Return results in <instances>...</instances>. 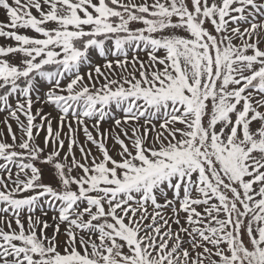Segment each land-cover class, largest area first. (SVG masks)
Returning <instances> with one entry per match:
<instances>
[{"label": "snow or ice", "instance_id": "snow-or-ice-1", "mask_svg": "<svg viewBox=\"0 0 264 264\" xmlns=\"http://www.w3.org/2000/svg\"><path fill=\"white\" fill-rule=\"evenodd\" d=\"M0 11V264H264V0Z\"/></svg>", "mask_w": 264, "mask_h": 264}, {"label": "rangeland", "instance_id": "rangeland-1", "mask_svg": "<svg viewBox=\"0 0 264 264\" xmlns=\"http://www.w3.org/2000/svg\"><path fill=\"white\" fill-rule=\"evenodd\" d=\"M4 19V13L2 11H0V20ZM3 125H0V128H2ZM13 127H15V124L13 125Z\"/></svg>", "mask_w": 264, "mask_h": 264}]
</instances>
